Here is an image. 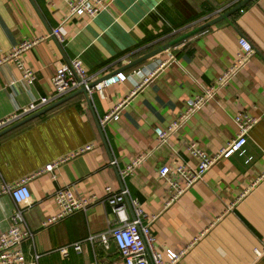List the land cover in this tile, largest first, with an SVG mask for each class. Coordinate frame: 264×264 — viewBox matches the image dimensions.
<instances>
[{
    "label": "crops",
    "instance_id": "0c3cea01",
    "mask_svg": "<svg viewBox=\"0 0 264 264\" xmlns=\"http://www.w3.org/2000/svg\"><path fill=\"white\" fill-rule=\"evenodd\" d=\"M240 1L108 0L100 14L90 17L71 15L64 0H0V59L26 40H39L20 56L35 74L32 84L23 80L15 61L0 65V119L53 94L60 62L80 59L89 74L100 78L119 72L128 76L106 88L103 96L78 94L0 136V189L80 146L95 144L53 173L30 181L32 204L19 224L34 231L22 243L29 264H124L114 242L107 248L87 239L114 219L104 200L107 188L120 190L121 181L110 161L124 168L143 152L149 157L127 178V186L148 216H157L152 224L155 244L167 258L172 250L182 254L176 264H264V254L255 252L264 242V0H254L237 16L126 68ZM216 9L225 11L215 14ZM59 25L63 45L50 35ZM240 35L256 48L251 62L168 142L159 143L156 127L167 128L188 100L235 62ZM172 54L176 60L171 61ZM123 102L118 118L101 129L100 119ZM243 111L260 118L245 154L219 160L202 181L166 207L169 192L160 168L181 158L196 166L187 150L191 141L210 154L225 148L237 134L235 117ZM66 187L99 200L87 212L44 225L58 213L55 192ZM14 205L11 196L0 195V233L14 224ZM76 242H82L81 252L70 249L64 256L58 250Z\"/></svg>",
    "mask_w": 264,
    "mask_h": 264
},
{
    "label": "built area",
    "instance_id": "2783aa9c",
    "mask_svg": "<svg viewBox=\"0 0 264 264\" xmlns=\"http://www.w3.org/2000/svg\"><path fill=\"white\" fill-rule=\"evenodd\" d=\"M71 15H87L95 17L106 7L108 0H64ZM224 9H216L215 14H220ZM55 40L63 45L66 38L62 25L52 29L50 34ZM39 42L38 39L26 40L22 42L10 55L0 59V65L9 60L15 61L19 68L23 70V80L27 84H32L36 79L34 72L28 69L21 54L32 48ZM256 53L254 44L245 35L239 36L237 58L235 62L218 78L211 86L203 88L202 92L194 98L188 100L186 107L178 114L177 118L167 127H156L159 143H166L176 134L197 112L202 110L207 103L213 100L216 94L244 69L252 60ZM176 60L174 54L171 61ZM164 61L162 67L167 64ZM152 75H155L152 74ZM128 76L119 72L106 78H100L88 73L84 62L74 58L57 65L56 75L53 78L54 93L50 96L42 97L29 103L27 106L18 108L8 116L0 119V132L9 128L13 124L27 118L28 116L42 110L43 108L61 100L62 98L86 88L89 97L95 92L104 95V90L118 82L125 81ZM146 79V81H148ZM94 84V85H93ZM138 87L134 93L139 90ZM124 102L100 119V124L104 130L106 124L113 118H118L119 111ZM258 116L251 115L243 111L235 117L237 125L236 136L228 145L217 153L210 154L204 150L197 141L187 144L189 154L197 160V165L192 166L182 158L176 160L171 165H164L159 170V177L168 186V200L166 207L178 201L190 188L202 181L207 172L222 158H229L234 154H245V147L254 127L259 123ZM94 143L80 146L75 151L66 156L48 163L39 170L20 178L14 182H4L0 189V195L12 197L15 205L11 215L14 224L10 228L0 233V264H29L22 249V243L27 238L34 237V231L30 227L22 228L19 224L25 222V210L32 204V192L30 181L45 173H53L60 165L68 160L92 150ZM149 152H143L135 157L124 168L118 167L115 159L110 161V165L118 168V175L121 181L120 190L107 188L104 202L108 203L114 214V219L108 220L107 229L103 232L91 234L88 241L92 244L101 243L109 247L114 242L123 258L124 264H176L182 257L181 253L168 250V260H164L155 244V235L152 224L157 216L150 218L145 212L142 203L138 198L132 196L127 186V178L133 174L136 168L142 165L149 157ZM54 199L58 205V213L51 217L44 225L63 219L76 211H88L99 198L95 195L83 197L72 187L62 188L55 192ZM70 249L77 252L82 251V242H76L68 246H63L58 250L62 255L68 256ZM257 256L264 254V242L261 248L255 250Z\"/></svg>",
    "mask_w": 264,
    "mask_h": 264
},
{
    "label": "water",
    "instance_id": "95a60500",
    "mask_svg": "<svg viewBox=\"0 0 264 264\" xmlns=\"http://www.w3.org/2000/svg\"><path fill=\"white\" fill-rule=\"evenodd\" d=\"M253 1L254 0H241L240 2H238L237 4H235L234 6L229 8L226 12H224V13L220 14L219 16H217L216 18L211 19L210 21L198 26L197 28L191 30L190 32L185 33L182 36H179L175 40H173V41H171V42H169L167 44H164L163 46H160L159 48H157V49H155V50H153V51H151V52H149V53L137 58L136 60H133L130 64H128L126 66V68H130V67L136 66V65H138V64H140L142 62H145V61L149 60L150 58L158 55L159 53H161V52L173 47V45H175V44H177V43H179V42H181V41H183V40H185V39H187V38H189V37H191L193 35H196L199 32H202V31L212 27L213 25H215L219 21L224 20V19H229L232 15H234L237 12H240L241 10H243L246 6H248ZM106 77H109V76H106ZM81 93L85 94L90 99V97H89V95H88V93L86 91V88H82V89H80V90H78V91H76V92H74V93L62 98L61 100H59V101H57V102H55V103L43 108L42 110H40V111L28 116L27 118H25V119L15 123V124H13L9 128L1 131L0 132V136L4 135V134H6V133L18 128V127H20V126H22L23 124L33 120L34 118L44 114L45 112L51 110L52 108H54V107H56V106H58V105H60V104H62L64 102H66L70 98H72V97H74V96H76L78 94H81ZM99 125H100V123H99ZM116 170L118 171V168H116Z\"/></svg>",
    "mask_w": 264,
    "mask_h": 264
},
{
    "label": "rangeland",
    "instance_id": "374dc122",
    "mask_svg": "<svg viewBox=\"0 0 264 264\" xmlns=\"http://www.w3.org/2000/svg\"><path fill=\"white\" fill-rule=\"evenodd\" d=\"M264 180V174H263V176H262V181ZM261 183V181L258 183V184H260ZM158 250H159V252L162 254V256H163V258H164V260H168V258L166 257V254H165V252L163 251V250H161V249H159L158 248Z\"/></svg>",
    "mask_w": 264,
    "mask_h": 264
},
{
    "label": "trees",
    "instance_id": "16d2710c",
    "mask_svg": "<svg viewBox=\"0 0 264 264\" xmlns=\"http://www.w3.org/2000/svg\"><path fill=\"white\" fill-rule=\"evenodd\" d=\"M237 13H239V12H237ZM237 13H235V14H234V15H232L231 17H233V16H235V15L237 16Z\"/></svg>",
    "mask_w": 264,
    "mask_h": 264
}]
</instances>
